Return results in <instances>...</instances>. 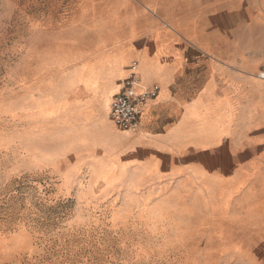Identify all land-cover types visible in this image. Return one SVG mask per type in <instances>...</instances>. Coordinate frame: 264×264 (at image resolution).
I'll return each mask as SVG.
<instances>
[{
	"label": "rangeland",
	"instance_id": "1",
	"mask_svg": "<svg viewBox=\"0 0 264 264\" xmlns=\"http://www.w3.org/2000/svg\"><path fill=\"white\" fill-rule=\"evenodd\" d=\"M147 1L0 0V264H247L240 161L231 194L127 179L85 155L98 134L74 135L110 113L135 42L164 29Z\"/></svg>",
	"mask_w": 264,
	"mask_h": 264
},
{
	"label": "crops",
	"instance_id": "2",
	"mask_svg": "<svg viewBox=\"0 0 264 264\" xmlns=\"http://www.w3.org/2000/svg\"><path fill=\"white\" fill-rule=\"evenodd\" d=\"M146 6H162L164 29L154 26L135 42L124 60L135 67L118 72L135 73L137 92L157 85L158 94L146 101L135 131L118 129L103 108L76 124L74 135L98 134L85 155L102 156L95 164L122 168L127 179L185 180L204 189L232 184L231 194L239 183L228 179L230 166L240 161L243 256L264 264V168L255 167L264 132H244L264 117V0Z\"/></svg>",
	"mask_w": 264,
	"mask_h": 264
},
{
	"label": "built area",
	"instance_id": "3",
	"mask_svg": "<svg viewBox=\"0 0 264 264\" xmlns=\"http://www.w3.org/2000/svg\"><path fill=\"white\" fill-rule=\"evenodd\" d=\"M134 67L135 64L133 63L131 69ZM135 84L136 76L132 72L125 78L118 93L111 99L109 116L118 129L135 131L139 126L146 101L158 94L157 85H153L144 92H137Z\"/></svg>",
	"mask_w": 264,
	"mask_h": 264
}]
</instances>
